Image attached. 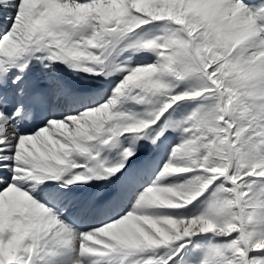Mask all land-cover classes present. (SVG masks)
I'll return each instance as SVG.
<instances>
[{
	"label": "snow or ice",
	"instance_id": "1",
	"mask_svg": "<svg viewBox=\"0 0 264 264\" xmlns=\"http://www.w3.org/2000/svg\"><path fill=\"white\" fill-rule=\"evenodd\" d=\"M0 264H264V0H0Z\"/></svg>",
	"mask_w": 264,
	"mask_h": 264
}]
</instances>
